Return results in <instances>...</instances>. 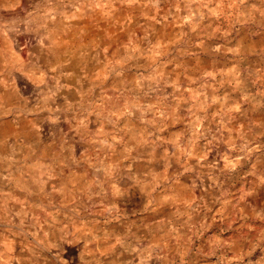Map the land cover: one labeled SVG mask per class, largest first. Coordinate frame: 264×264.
<instances>
[{"label":"rangeland","instance_id":"1","mask_svg":"<svg viewBox=\"0 0 264 264\" xmlns=\"http://www.w3.org/2000/svg\"><path fill=\"white\" fill-rule=\"evenodd\" d=\"M0 264H264V0H0Z\"/></svg>","mask_w":264,"mask_h":264}]
</instances>
